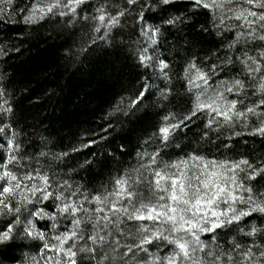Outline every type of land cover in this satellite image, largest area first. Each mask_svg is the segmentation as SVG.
Listing matches in <instances>:
<instances>
[{"label": "snow or ice", "instance_id": "1", "mask_svg": "<svg viewBox=\"0 0 264 264\" xmlns=\"http://www.w3.org/2000/svg\"><path fill=\"white\" fill-rule=\"evenodd\" d=\"M176 2L28 0L20 7L17 0H0V19L25 13V23L53 16L66 18V25L83 20L94 35H87L82 51L100 42L113 48L135 44L138 66L150 69L151 76L142 73L146 79L128 97L127 107L121 97L109 116H135L157 95L149 80L163 82L161 101L169 100L173 74L183 80L188 106L182 115H164L154 133L164 146L198 114L206 117L207 129L239 125L264 140V0H190L192 11L207 10L218 35H231L222 57L205 64L189 55L180 73L157 55L165 33L188 19L169 15ZM85 5L93 9L88 15H82ZM129 16L138 27L125 37ZM13 117L0 89V264H264V156L200 163L203 158L192 155L189 160L196 163L190 165L163 162L156 150L138 151L139 168L117 175L111 188L88 192L50 172L49 160L62 161L69 152L51 154L43 144L38 153H29ZM97 143L92 139L80 147ZM41 158L46 167L33 166ZM91 163L85 160L80 167Z\"/></svg>", "mask_w": 264, "mask_h": 264}, {"label": "trees", "instance_id": "2", "mask_svg": "<svg viewBox=\"0 0 264 264\" xmlns=\"http://www.w3.org/2000/svg\"><path fill=\"white\" fill-rule=\"evenodd\" d=\"M27 2L17 0L20 7ZM91 2L96 4L99 0ZM170 7L169 15L188 17L184 24L170 28L159 44L157 55L170 62L174 73H180L189 55L205 64L223 56V45L231 33L218 35L207 10L192 11L190 0H178ZM84 9L82 15L93 11L87 5ZM146 14L153 15L147 9ZM24 15L13 13L0 19V89L14 109L12 123L22 132L21 138L29 153H38L43 144L47 145L44 150L51 154L69 152L62 161L49 160L50 172H55L58 180L68 179L73 187L79 185L88 192L103 191L104 187L111 188L117 175L139 168L136 153L144 150L159 151L163 162L190 154L232 160L242 157L255 160L264 156V140L259 136L248 132L232 136L225 128L221 131H216L215 127L207 129L206 119L199 114L187 122L186 127L177 129L167 146L162 145L154 133L163 123V116L168 112L182 115L188 106L184 82L175 74L168 101H161L158 95L163 82L149 80L154 84L150 91H156L157 95L149 97L135 116H109L112 106L121 97L127 107L128 97L146 79L142 73L147 71L151 76L150 69L138 66L133 55L136 45L113 48L100 42V47L92 45L82 51L87 35H94L88 22L77 20L66 25V18L53 16L25 23ZM154 22H159V16L154 17ZM134 25L138 27L134 17L129 16L125 37ZM120 39L117 37V43ZM92 139L98 143L90 148L80 147L81 142ZM73 146L80 151L72 152ZM85 160L92 163L80 167ZM33 166L46 167L44 158L40 163L34 161ZM23 251L28 253L29 250ZM15 255H21L19 249Z\"/></svg>", "mask_w": 264, "mask_h": 264}, {"label": "rangeland", "instance_id": "3", "mask_svg": "<svg viewBox=\"0 0 264 264\" xmlns=\"http://www.w3.org/2000/svg\"><path fill=\"white\" fill-rule=\"evenodd\" d=\"M178 1V0H177ZM228 23H236V22H234V21H227ZM239 30V29H238ZM223 76V73H221L220 74V76H218V77H214V79H216V80H219L221 77ZM199 116L200 117H202V118H205L206 119V117L203 115V114H199ZM213 127H215V125H213ZM216 128V127H215ZM225 127H221V128H219V129H216V131H221V130H223ZM225 129H228V133H230V135H234V136H236L235 134H234V132H239L240 134L242 133H246V132H248V129H246V128H243V127H241V126H239V125H237L234 129H231V128H225ZM192 155H198V156H200V157H202L203 159H202V161L200 162V163H207V162H209V161H217V162H221V161H228V162H231V161H238V160H235V159H229V158H223V157H218V156H214V157H211V156H205V155H201V154H190V155H188V156H184V157H181L180 159H178V160H175V161H179V160H188L189 161V164L191 165V164H193V163H196V162H193V161H191V160H189V157L190 156H192ZM217 231H220L219 229L217 230ZM202 238H206V237H202ZM49 255H55L54 253H49ZM41 264H43V262H41Z\"/></svg>", "mask_w": 264, "mask_h": 264}]
</instances>
